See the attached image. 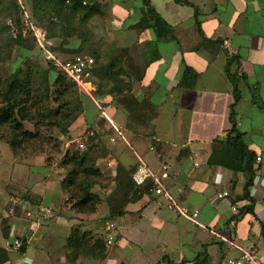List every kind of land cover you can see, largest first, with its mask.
I'll return each instance as SVG.
<instances>
[{"label":"crops","instance_id":"1","mask_svg":"<svg viewBox=\"0 0 264 264\" xmlns=\"http://www.w3.org/2000/svg\"><path fill=\"white\" fill-rule=\"evenodd\" d=\"M177 1L148 0L153 12L170 28L171 40L156 38L152 18H146L145 28H140L141 0L89 2L94 13L87 21L95 23L97 29L99 26L107 43L127 49L132 59L133 52L139 51L135 58L142 65L138 67L140 78L131 92L149 114L146 123L150 129L135 135L125 126L128 114L124 109L118 111L113 104L103 111L97 109L113 162L108 163L110 169L98 170L100 176L103 172L114 176L120 166L130 174L137 160L154 173L168 166L172 175L162 181V186L178 204L197 213L196 223L167 210L161 197L149 189L145 192L146 183L124 204L120 216L109 217L108 208L100 206L88 213L93 232H104L100 236L103 258L82 259L80 264H221L229 255L209 229L223 236L231 231L242 247L258 251L264 258V0ZM150 48L156 52L151 51L155 56L152 61ZM227 62L235 77L233 83L226 71ZM185 67L196 74L191 89L178 87ZM234 97L237 100L233 103ZM107 98L101 100L108 102ZM230 112L240 142L252 157L235 163L233 170L217 163L225 157L221 142L230 129ZM120 144L128 148L129 160L121 158ZM211 155L215 162L207 164ZM255 157L260 161L255 162ZM46 170L39 172L40 183L29 184L28 199L17 208L19 216L0 210V227L6 231L0 232V247L6 250L3 241L11 227L24 241L22 252L19 248L5 251L7 264H33L36 257L41 259L39 264H67L69 235L61 234L65 230L69 233L77 218L84 216L63 205V179L49 177ZM246 178L251 183L245 191ZM11 183L14 187L9 192L24 187ZM224 192L227 196L221 197ZM44 196H49L48 206H41ZM231 206L237 208L235 213ZM43 207L50 208L51 218L42 217ZM80 223L82 226L78 222L75 229L83 231L84 222ZM109 224L112 229L107 232L105 226ZM108 236L112 238L109 244ZM9 254L16 258L10 259Z\"/></svg>","mask_w":264,"mask_h":264},{"label":"rangeland","instance_id":"2","mask_svg":"<svg viewBox=\"0 0 264 264\" xmlns=\"http://www.w3.org/2000/svg\"><path fill=\"white\" fill-rule=\"evenodd\" d=\"M35 1L36 0H0V92L3 91L5 81L17 70L20 78L25 75H31L32 88H35L34 93L31 91V95L34 96L30 102L34 108H30V106L26 107L27 112L29 111L30 120L23 121L22 126L24 131L30 132L36 138L24 143L22 145L23 147L14 152L13 155H15V157H13L9 148L4 143L5 138L8 137V133L5 128H0V197L3 196V198L0 199V210L7 211L8 209H13V212L17 216H19L16 212L18 205L25 202L23 199L28 198L27 192L31 189V185L29 184L40 183L39 172L40 174H44V169L47 168L46 171L49 173V177L57 176L63 179L66 176L69 166L64 167L60 165L66 155L70 156V153L74 152L78 155L84 156V153H88L97 169H110L108 163L112 162L110 161L112 154L111 156L108 154L109 146L106 145L107 143L105 141L107 135L105 128L103 127L104 121L98 117L97 108H106L113 104L118 111L124 109L121 106L122 100L127 99L129 95L133 97L131 89L140 78L138 67L142 66L141 62L135 58H138L139 56L138 49L133 52L134 59L130 58V53L127 52V49H118L111 41H108L107 43V38L103 35L104 32L99 30V26L98 29L95 28V23H89V21H87L88 18L85 21L82 20L80 14L75 17L68 13L60 21V26L51 29L55 37L46 40L44 46L48 47V49L55 55L65 59L80 55L90 57L94 61L92 54L95 53V50L96 53H100L98 62L100 64H104L111 58L120 59L119 65L124 73L116 77L118 81L117 91L123 92L125 95L123 99L121 98L120 102L118 100L120 99V96L117 91H113V94L105 93L110 88V86L107 85L105 88L103 86L101 88V92L104 94L98 93L96 91V86H92L93 91L90 95L93 100L80 94V92L74 88L68 89L69 97L62 99L56 98L55 91L57 90L51 86L56 78V74L53 71L48 70V65L43 61L41 54L33 42V37L27 31L23 30L20 31V35L15 39V42L9 44L8 40L9 38H13L10 31L14 32L16 35V28L20 25L22 19V14L18 15L17 11L12 8L13 5H19L18 3L25 7V13L31 21L45 30V35L47 34L49 23H54V25L58 23L50 12L43 14L40 21H37L36 17H32V4H34ZM38 5H41L40 2H38ZM37 12V16L42 15L38 9ZM19 30L20 29H18V31ZM67 30L70 32L69 36H67ZM66 49L69 50L67 51ZM150 49L154 50V48ZM151 50H148V52ZM114 71H116V69H114ZM45 73L48 85L45 84L43 80V74ZM106 97L109 99L108 102L101 100ZM77 99L81 103L82 112L77 114L75 112L74 120L66 127V134L61 135L60 127L54 125V121H60V115L65 112L58 113V109L63 107L62 110H65L66 113H69L68 109L70 110V113H73L75 111V101H77ZM134 101L135 103H139L141 108L134 109V112L131 114V119L130 116L127 118L128 122L126 121L125 126L132 129L135 135H143V132L150 131L149 125L146 123L149 114L144 111L142 107L143 105L140 101H137V99H134ZM94 102L97 103V107H95ZM104 102L106 103V106L103 105ZM91 107H93L94 110L91 109ZM49 110L51 113L46 115ZM86 117L90 119L88 123L85 122ZM130 144L131 146L133 145L132 143ZM86 147H88L87 152L85 151ZM132 148L134 149L133 146ZM118 150H121V158L129 160L130 154L127 147L120 144ZM112 163L111 165H113ZM103 166H105V168H102ZM9 176L14 183H19L24 185V187L21 190L9 192V188L14 187ZM112 176L113 175L111 174L103 172L101 176L95 177L94 185L91 188V193L97 195L101 200L97 205L102 207L101 209L108 208L107 202L118 203L116 198L120 197L119 193H121V189H116V176ZM8 180H10V182H7ZM122 181H124L123 178L120 179L119 182L123 184L124 182ZM7 184H9V186L5 188ZM61 191L64 196V198L61 199V202L66 208L68 207L72 212H75L72 209V205L76 201L75 194L77 189L74 191H65L61 188ZM4 194H6V196ZM9 199H13L16 202L14 203L12 201L13 204L11 205ZM49 201V196H44L40 201L41 206H48ZM50 214H52V212ZM87 214L88 213H84V217L77 218V223H73L75 228H78V222L79 225H81L80 222H84L83 231L71 227L69 233L65 230L63 232L65 234H61L66 237L67 235H71L73 230H77L78 235H87L86 239L90 236L87 245L84 246L83 244L81 247L83 250L90 248L95 241L100 240L103 243L100 236L103 235L104 232L101 229L95 230L97 234L93 232V220L90 221L92 217L88 218L90 215ZM87 219H89L90 222H87ZM2 227L3 226L1 225L0 232L4 230ZM2 234L3 233H0V244H2ZM36 250V253H40L39 249ZM9 255L10 259L16 258L12 254ZM84 256H86L84 253L79 254L69 251L65 256L66 263L80 264L82 259L90 258L89 255L88 257ZM40 261L41 259L36 257L33 264H39Z\"/></svg>","mask_w":264,"mask_h":264},{"label":"trees","instance_id":"3","mask_svg":"<svg viewBox=\"0 0 264 264\" xmlns=\"http://www.w3.org/2000/svg\"><path fill=\"white\" fill-rule=\"evenodd\" d=\"M88 4H87V2ZM177 1V0H175ZM38 2H40L41 5H38ZM89 2L91 0H36L34 4H32V17H36L37 21H40L42 19L43 14L50 12L54 16V18L57 20V24L54 25V23H49V26L47 28V34L45 35V41L48 39H51L55 37L51 29L56 28L57 26H60V21L63 19L66 14L70 13L74 15L75 17L80 14V17L82 20H86L89 18L94 12V7L89 6ZM142 2V20L140 19V28H145L146 26V18H152L154 19V26H153V32L156 36V38H166V39H172V32L170 28L153 12L152 8L149 6L148 0H141ZM180 2V1H177ZM83 3V4H82ZM16 4V3H15ZM10 6V5H9ZM12 8L17 11L18 15L21 14L20 8L18 5H13ZM37 9L42 14L40 16H37ZM63 24V23H62ZM61 24V27H62ZM7 29V27H6ZM12 29V28H11ZM18 29H20L18 31ZM16 35L13 38H9V44L12 42H15V39L18 38L20 35V31H27V29L21 25L16 28ZM30 35L31 33L27 31ZM67 36H69V30H67ZM34 42V41H33ZM83 43V42H82ZM35 44V42H34ZM85 44V40H84ZM36 46V45H35ZM47 50L48 47H46ZM67 51L69 49H66ZM50 51V50H49ZM152 54L156 55L154 50H151ZM150 51V61L155 59L154 55H151ZM51 52V51H50ZM53 53V52H51ZM98 53V54H97ZM95 50V53L92 54L94 57V66L91 70V78H92V85L96 86V91L98 93L101 92L102 86L105 88L107 85L110 86L107 92L108 94H113L117 91V84L118 81L116 77L123 72V70L120 68V59L118 58H111L108 59L104 64H100L99 57L100 53ZM54 54V53H53ZM72 58V57H71ZM68 59V58H67ZM233 60V59H231ZM229 60V62L231 61ZM47 64V63H46ZM48 65V64H47ZM48 70L53 71L56 74V78L54 82L52 83V87L55 88L56 98L62 99L65 97H69V91L68 89L74 88L77 90L76 86L65 79V77L60 72H55L50 65L47 66ZM228 68V62L226 63V71L229 74L230 81L233 83L232 80L235 79L234 75H232ZM116 69V71H114ZM18 73V70L11 74L9 78L5 81L3 91L0 92V128H5V130L8 133V137L5 138L4 143L9 148L10 153L13 157H15L14 152L19 150V148L23 147L22 145L24 143H27L29 141H32L36 137L31 134L30 132L24 131L22 122L23 121H29L30 115L29 111L27 112L26 107L30 106V108H34L32 103V98L34 95H31V91H33L35 88H32V76L31 75H25L24 77L20 78ZM43 80L45 84L48 85V80L46 81V73L43 74ZM96 80V83H95ZM196 80V74L191 71L189 68L185 67L182 71V74L180 76V79L178 81V87L182 89H191L194 85V82ZM109 83V84H108ZM115 88V89H114ZM114 91V92H113ZM125 92V91H124ZM120 96V99H118L121 102V98H124L125 93L118 92ZM104 94V93H102ZM119 98V97H118ZM133 98V99H132ZM237 100V97H234L233 103ZM76 105H75V111L73 113H70V110L68 109L69 113H66L65 110H62L63 107H60L58 109V113L65 112L62 115H60V121L56 122L54 121V125H57L60 127V134L65 135L67 130L66 127L69 125L70 122H72L75 118V112L81 113L82 107L80 101L77 99ZM124 102V103H123ZM121 106L124 108L125 112L128 114V117L134 112L135 108H141V105L139 103H135L134 97L130 96L127 97V99L122 100ZM232 106H230V111H232ZM51 112L50 110L47 111L46 115H49ZM44 115V116H46ZM43 116V115H42ZM229 124L230 129L227 133L226 138L221 142L222 145V154L223 159L222 161H217L218 164L224 166L225 168L228 167L231 170L234 168V164L239 162L241 163L244 158L250 159L252 158L250 153L244 148L242 143L240 142V136L235 130L234 121L232 119V113L230 112L229 115ZM58 117V116H56ZM42 119V118H40ZM85 151H88V147H86ZM213 161L212 155L207 159L206 163H212ZM61 166L68 167V173L63 178V180L60 182V186L65 191H74L77 189V192L75 194V203L72 205V209L80 214L84 213H93L95 210V207L101 202L100 198L91 193V188L94 185L95 177L100 176L99 170L95 167L93 160L89 156L88 153H84V156L78 155L76 153H70V156H67L61 161ZM134 170V169H133ZM249 170H247L248 172ZM133 172V171H132ZM128 172H124V170L118 166L115 169V184L116 189L120 190L121 193H119L120 197L117 199V204L113 202H107V206L109 208V217L114 216H120L122 208L126 202H128L130 199L135 198V195L140 192L141 189L135 186L131 181V174ZM124 179L123 184L120 183V179ZM251 180L249 178H246L244 189L246 191V188L250 185ZM150 187V184L145 186V192H148V189ZM123 189V191H122ZM246 194H244V197H246ZM25 198V196H24ZM115 198V197H114ZM28 199V198H25ZM24 200V199H23ZM11 205L13 203H10ZM115 204V205H114ZM38 206V204H36ZM19 210H16L18 212ZM5 234V228L3 230ZM87 235H78L77 230H73L71 232V235L66 239V245L65 247L72 251L73 253H84L88 257H91L92 259H102L103 258V249L104 244L99 240L95 241L90 248L88 249H82L81 247L86 246L89 242L90 236L86 239ZM84 242V243H83ZM23 245L18 249L19 252L23 251ZM95 252V253H93ZM84 256V257H86ZM7 255L6 252L0 248V264H7Z\"/></svg>","mask_w":264,"mask_h":264},{"label":"built area","instance_id":"4","mask_svg":"<svg viewBox=\"0 0 264 264\" xmlns=\"http://www.w3.org/2000/svg\"><path fill=\"white\" fill-rule=\"evenodd\" d=\"M20 12L22 14L21 25H23L27 31L31 33V36L34 39L35 45L42 56V59L45 63L50 65V67L55 72H60L67 81L72 82L80 94L88 97L90 100H93L91 97V92L93 91L91 70L94 66V61L92 58L87 56H74L72 58H60L59 56L51 53L44 46L45 42V30L34 24L31 19L25 13V9L18 3ZM83 4V3H82ZM12 33V37L15 36V33ZM93 86V87H92ZM97 107V103H95ZM99 111H103L101 107L97 108ZM104 117V114L101 113ZM110 128L115 134L120 136L115 127L112 125ZM113 141V139H110ZM255 162H259L260 158L255 157ZM171 172L168 166H162L158 173L151 171L141 160H137L136 167L131 176L132 183L137 186H143L146 183L150 184L149 192L154 193L155 195L161 197L164 202V207L175 213L178 217L184 219L187 222L196 223L195 219L197 216L196 212H190L188 209L178 204L175 199H172L171 196L164 190L162 186V181L165 178L170 177ZM221 197H226L227 192L221 193ZM230 210L232 213L237 211L235 206H231ZM43 218H51L52 214L50 209L43 207L40 209ZM13 209H8V214L12 215ZM25 217H29L28 213H25ZM15 220V219H13ZM112 229V225L109 224L106 226L105 230L109 232ZM209 234L222 246L224 251L228 253V257H225L221 264H264V258L260 253L254 249H247L242 247V245L236 240V238L231 235V231L226 236L209 229ZM111 237L108 236L107 244L110 243ZM23 240L15 236L14 228L11 227L8 232V238L3 241V248L6 250H17L23 244ZM231 253V254H230Z\"/></svg>","mask_w":264,"mask_h":264}]
</instances>
